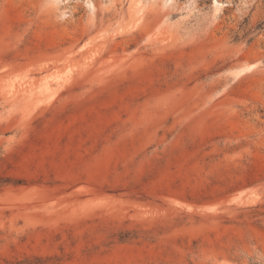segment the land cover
I'll list each match as a JSON object with an SVG mask.
<instances>
[{"label": "rangeland", "instance_id": "374dc122", "mask_svg": "<svg viewBox=\"0 0 264 264\" xmlns=\"http://www.w3.org/2000/svg\"><path fill=\"white\" fill-rule=\"evenodd\" d=\"M0 264H264V0H0Z\"/></svg>", "mask_w": 264, "mask_h": 264}, {"label": "bare ground", "instance_id": "6f19581e", "mask_svg": "<svg viewBox=\"0 0 264 264\" xmlns=\"http://www.w3.org/2000/svg\"><path fill=\"white\" fill-rule=\"evenodd\" d=\"M243 70H245V68Z\"/></svg>", "mask_w": 264, "mask_h": 264}]
</instances>
